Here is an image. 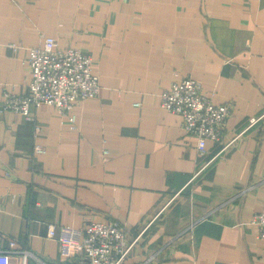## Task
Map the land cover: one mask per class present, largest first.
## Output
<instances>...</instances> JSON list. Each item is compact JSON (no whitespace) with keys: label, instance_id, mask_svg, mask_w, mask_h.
Segmentation results:
<instances>
[{"label":"crops","instance_id":"obj_1","mask_svg":"<svg viewBox=\"0 0 264 264\" xmlns=\"http://www.w3.org/2000/svg\"><path fill=\"white\" fill-rule=\"evenodd\" d=\"M44 36L87 51L100 89L75 102L73 123L51 105L35 109L38 134L0 112L9 264L59 262L48 224L89 221L139 236L126 264H264L252 222L264 206V0H0V98L26 91L28 49ZM184 78L232 105L204 157L161 105Z\"/></svg>","mask_w":264,"mask_h":264},{"label":"built area","instance_id":"obj_2","mask_svg":"<svg viewBox=\"0 0 264 264\" xmlns=\"http://www.w3.org/2000/svg\"><path fill=\"white\" fill-rule=\"evenodd\" d=\"M9 45L16 47L14 43ZM91 60L87 51L76 47L60 48L55 38L44 36L39 45L28 49L26 62L30 80L26 91L16 93L4 89L0 98V112L11 110L33 121L35 134L40 132L35 109L43 104L53 106L73 123L75 102L96 97L99 93L98 74L93 70ZM161 105L181 117L182 127L196 137V151L200 157L207 153L208 139L221 140L225 122L232 111L230 103H215L209 95L204 94L200 82L194 78L172 82L161 92ZM256 120L251 118L250 121L253 123ZM34 149L43 150L38 144ZM209 162L210 159L201 169ZM252 222L258 226L257 236L264 243V206L253 215ZM47 236L55 237L58 243L61 260L55 264H126L129 251L139 237L127 242L123 227L116 221H89L83 227L48 224ZM9 244L12 247L14 242L10 241ZM77 248L82 250L80 261L79 257L75 258ZM10 251L0 248V264H9Z\"/></svg>","mask_w":264,"mask_h":264}]
</instances>
